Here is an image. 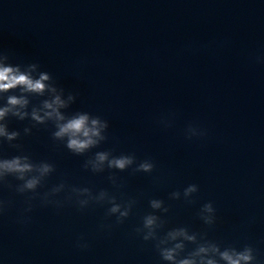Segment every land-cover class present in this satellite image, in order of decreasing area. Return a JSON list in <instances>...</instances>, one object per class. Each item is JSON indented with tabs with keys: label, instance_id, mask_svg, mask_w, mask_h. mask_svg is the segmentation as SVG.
<instances>
[{
	"label": "water",
	"instance_id": "water-1",
	"mask_svg": "<svg viewBox=\"0 0 264 264\" xmlns=\"http://www.w3.org/2000/svg\"><path fill=\"white\" fill-rule=\"evenodd\" d=\"M31 63L39 65L34 76L46 71L64 89L62 99L76 96L62 113L88 112L109 127L99 146L75 155L53 140L52 122L6 117L20 136L11 144L0 139V158L28 155L55 171L36 193H18L22 182L13 176L12 187L0 184V264H228L220 254L245 246L254 264H264V0H0V64L30 71ZM11 94L24 95L22 111L31 113L59 90H10L0 93V106ZM189 126L204 134L189 139ZM98 151L151 159L155 168L119 171L105 162L94 173L83 165ZM62 182L67 187L50 197L62 206L44 204ZM190 184L198 191L186 200ZM71 187L135 203L117 223L107 202L81 210L75 196L68 199ZM175 191L180 199L170 198ZM151 199L168 212L152 209ZM208 202L212 225L198 215ZM149 213L157 217L156 241L135 231ZM180 228L185 235L168 236ZM157 242L175 248L174 261L161 258Z\"/></svg>",
	"mask_w": 264,
	"mask_h": 264
},
{
	"label": "clouds",
	"instance_id": "clouds-1",
	"mask_svg": "<svg viewBox=\"0 0 264 264\" xmlns=\"http://www.w3.org/2000/svg\"><path fill=\"white\" fill-rule=\"evenodd\" d=\"M30 71H21L20 66L16 67L4 66L0 64V93H8L10 90L19 89L21 93L35 94V96H45L46 93H57L51 96L50 99H44L42 101V109L33 107L31 113L28 111H22L29 105V100L24 95L11 94L7 95L6 102L3 106H0V139L6 140L11 144L12 141L17 140L20 136L18 131H9L6 117H15L21 121L29 117L35 125H44L48 122H52L55 126V131L52 133L53 140L64 141L66 148L75 155H83L89 150L96 148L101 142L107 139L105 135L109 125L106 120L101 119L99 116H93L88 112H76L71 116H68L60 111L61 108H67L69 103H73L76 96L69 93L67 95V101L62 99L64 89L58 88L52 79V76L46 71H38L37 75H33V72L39 70L37 63L28 64ZM38 76V78H37ZM41 111L43 114H41ZM24 134L28 135L31 132V128L25 127ZM197 128L189 126L188 138L192 136L203 135ZM17 149L21 148V145H11ZM107 162L108 169H117L119 171H125L131 168L133 165L134 172L151 173L155 164L151 159H145L137 163L134 154H121L119 156L112 155L111 151H98L94 154V158H89L84 163L83 167L89 169L88 165H91V171L99 173L104 171V164ZM55 171V166L51 163L41 161L34 163L28 155H17L11 158H0V184H7L8 187H12L7 183V177L13 176L16 180L22 183L15 186V190L18 193L24 194L27 192L36 193L37 188L42 184L44 179ZM34 173H38L35 175ZM109 179L116 183V177L110 176ZM65 183H60L54 186L50 192L45 193L42 202L44 204H55L57 207L62 206V202L59 200H53L50 197L56 193H59L60 189L66 188ZM198 191L196 184L188 185L183 191V197L188 200L193 193ZM87 195L89 199L81 200V195ZM91 189L70 188V195L68 199L71 200L73 196L76 198V203L80 209H84L91 202L104 203L107 202L111 206L107 210V215L116 216L117 223H123V221L129 216L132 207L135 203L134 200H129L124 203H118L114 195H110L107 191L101 190L99 197L93 196ZM181 193L179 191L172 192L170 194L171 199H180ZM34 197H30L29 201ZM189 202H191L189 200ZM152 209H161L162 212L167 213L168 208L164 206V202L159 199H151L149 201ZM5 202L0 201V212L4 210ZM28 211L31 210V204L29 203ZM208 213L210 215H204ZM198 215L200 219L207 225L215 223V209L211 202L205 203L200 209ZM157 217L151 213L143 217L142 227L135 229L137 234H142L144 241L155 240V229ZM145 229L148 231L145 232ZM177 235H185L184 228L178 230H172L168 232V236L175 239ZM189 240L193 237L188 236ZM86 247L87 245H81ZM156 247L159 250L160 256L165 261H174L175 248H160L159 242L156 243ZM176 248H180L181 245L177 244ZM214 251L218 249L213 248ZM200 252L207 251L206 248L201 247ZM229 251L222 252L221 258L228 262V264H254L256 257L254 250L251 246H245L243 251L236 252L235 248ZM176 264H193L190 259H183L176 262ZM207 264H215L214 261L209 260Z\"/></svg>",
	"mask_w": 264,
	"mask_h": 264
}]
</instances>
